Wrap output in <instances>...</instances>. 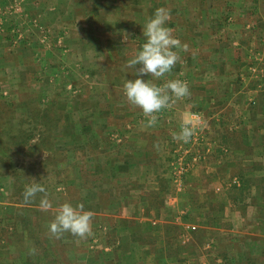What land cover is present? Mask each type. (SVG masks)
Wrapping results in <instances>:
<instances>
[{"label": "rangeland", "instance_id": "374dc122", "mask_svg": "<svg viewBox=\"0 0 264 264\" xmlns=\"http://www.w3.org/2000/svg\"><path fill=\"white\" fill-rule=\"evenodd\" d=\"M161 6L170 10L167 24L173 34L188 47L175 49L180 59L163 78L149 77L154 82L179 79L189 88L199 81L210 86L217 80L212 73L220 69L225 76L235 73L229 79L243 86L260 78L264 0H0V264H119L121 258L132 264L137 256L146 264V253L154 252L141 247L150 231L145 236L118 232L127 224L136 225L132 211L137 204L126 198L132 170L116 167V160L132 154L131 142H125L129 136L120 138V132L145 131L141 134L146 138L147 130L171 123L170 137L163 127L164 139L173 154L172 182L183 192L188 174L179 189L172 169L179 147L203 151L215 145L218 123L227 115L224 109L209 113L190 105L194 96L189 101L172 96L169 105L155 113L156 124L149 125L142 109L128 101L123 85L133 69L127 61L144 42L142 24ZM242 61L247 63L244 71ZM182 105L203 114L199 143L173 138L184 118L172 110ZM171 114L173 119L167 120ZM124 143L128 154L120 148ZM31 183L44 185L46 193L38 192L26 202L24 188ZM45 195L52 207L41 210ZM66 201L83 203L92 211L90 234L50 233L49 224ZM247 203L256 215L251 211L237 224L253 231L261 225L262 211L259 203L254 202L256 209L252 200ZM143 224L150 226L148 221ZM187 224L189 231L192 224ZM217 252L204 247L209 258ZM262 261L259 257L253 264Z\"/></svg>", "mask_w": 264, "mask_h": 264}, {"label": "crops", "instance_id": "0c3cea01", "mask_svg": "<svg viewBox=\"0 0 264 264\" xmlns=\"http://www.w3.org/2000/svg\"><path fill=\"white\" fill-rule=\"evenodd\" d=\"M20 6L23 13L24 4ZM254 52L260 53L257 50ZM233 60L236 61L235 57ZM242 62L244 71L247 63ZM261 69L260 78L245 86L229 79L235 73H226L225 76V71L220 69L217 74L212 73L217 79L213 85L199 81L189 88L187 101L194 96V101H189L190 105H199L209 113L219 109L217 112L222 113L224 109L227 115L226 120L218 123L219 142L210 144L211 147L208 145L210 150L207 155L188 172L187 189L183 192H177L172 182L169 158L173 154L164 139V131H168L170 137L171 129L168 128L171 123L166 126L162 120L166 130L163 131V127L147 130V139L142 138L145 131L138 134L137 131L133 134L135 130L120 132V138H125V134L129 136L130 141L125 142H131L132 154L131 158L116 160V167L132 170L133 180L129 181L132 189L126 198L131 196L137 204H134L135 210L132 211L136 225L127 224L125 229L121 228L118 232L126 235L132 230L137 231L138 236H145V232L150 231L147 243L141 246L148 247L149 251L154 250L149 255L146 253L149 258L145 259L146 264H253L259 257L264 264L263 64ZM193 88L196 91L200 89L196 95L191 92ZM182 106L173 109L172 114L178 113L181 118L189 120L190 109ZM172 114L167 120L173 119ZM127 147L125 143L120 146L125 154L130 152ZM235 177L238 182L233 181ZM217 186H221L222 190H217ZM247 199L249 202L252 200L254 209L255 204L259 203L262 211L259 212L261 225L252 228L253 231L248 227L239 229L237 224L253 211L248 209ZM241 201L243 206L236 204ZM254 211L252 215H256ZM145 221L150 222L147 228L143 224ZM189 222L192 228L187 231L185 225ZM246 235V241H236ZM227 237L229 243L224 242ZM149 243L152 244L149 246ZM204 247L215 248L217 255L209 258L204 254ZM158 248L164 253H156ZM135 258L132 264H140L139 257ZM121 261L119 264H125L123 258Z\"/></svg>", "mask_w": 264, "mask_h": 264}, {"label": "clouds", "instance_id": "9594fccd", "mask_svg": "<svg viewBox=\"0 0 264 264\" xmlns=\"http://www.w3.org/2000/svg\"><path fill=\"white\" fill-rule=\"evenodd\" d=\"M170 16L168 8H156L154 14L142 24L145 38L142 46L127 61V66L133 71L129 72L132 78L126 75L123 85L125 95L131 104L142 109L143 114L148 117L149 125L156 124L155 113L167 107L172 96L181 98L190 95L186 81L174 79L157 84L149 78H163L166 73H170L180 59L175 49L183 47L187 50L188 45H182L181 40L173 34V29L168 26ZM196 131L197 124L194 121L183 119L179 131L173 132V138L187 143ZM38 192L46 193L45 186L39 183L26 184L24 200L31 201ZM40 207L41 210L52 207L46 195L41 198ZM92 215V211L86 210L83 203L73 205L66 201L58 206L55 217L49 224V231L56 237L65 232L85 237L91 232Z\"/></svg>", "mask_w": 264, "mask_h": 264}, {"label": "built area", "instance_id": "2783aa9c", "mask_svg": "<svg viewBox=\"0 0 264 264\" xmlns=\"http://www.w3.org/2000/svg\"><path fill=\"white\" fill-rule=\"evenodd\" d=\"M191 118L189 120L194 121L197 124V131L195 134L191 137L194 142H197L198 140H202L204 134L201 131V128L203 126V114L200 111H193L191 112ZM202 132V133H201ZM202 143V142H200ZM210 150V147L203 148L202 150L198 151H193L191 148H188L187 146L181 145L179 147V152L178 156L174 160V178L175 182L178 186L179 189H181L184 185V176L188 174V172L201 160L203 159L206 155L207 152ZM235 182H238V178L235 177L234 180ZM187 228H190L191 225L187 224Z\"/></svg>", "mask_w": 264, "mask_h": 264}, {"label": "trees", "instance_id": "16d2710c", "mask_svg": "<svg viewBox=\"0 0 264 264\" xmlns=\"http://www.w3.org/2000/svg\"><path fill=\"white\" fill-rule=\"evenodd\" d=\"M16 34H18L17 31H15L14 36H16ZM9 35L13 36V33H10V30H9ZM11 36H10V37H11ZM0 154H2V153H1V150H0Z\"/></svg>", "mask_w": 264, "mask_h": 264}]
</instances>
